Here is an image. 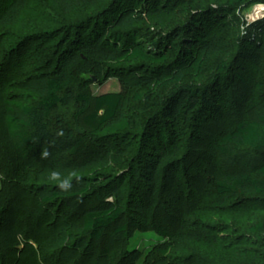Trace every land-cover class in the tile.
Wrapping results in <instances>:
<instances>
[{"label":"trees","instance_id":"1","mask_svg":"<svg viewBox=\"0 0 264 264\" xmlns=\"http://www.w3.org/2000/svg\"><path fill=\"white\" fill-rule=\"evenodd\" d=\"M223 1V6L198 9L186 22L169 26L155 46H145L144 18L172 16L178 9L176 0H54L63 13L78 9L90 13L77 25L60 31L65 34L47 64L44 95L27 105L10 97L5 83H0V141L12 183L10 194L0 189V250L9 251L15 264H41L33 244L44 241L53 218L45 206L57 197L39 200L32 189L55 180L50 179L53 172L60 178L111 165L132 137L130 122L120 115L123 101L143 104L151 99L154 103L161 95L159 90L182 82L181 75L201 78L208 57L220 56L231 46L237 48V57L221 61L209 85L182 87L154 103L155 112L146 117L140 132L133 134L138 152L128 172L75 178L78 191L70 198L93 205L65 209L55 216L56 226L67 231L69 238H77L81 246L102 251L105 264H123L128 251L120 242L128 241L124 219L129 205L151 211L162 199L169 202L176 220L167 226L153 224L156 232L170 241L163 250L168 255L174 243L200 242L208 236L205 230L190 228L186 220L193 193L200 197L213 189L222 198L240 201L264 194V109L256 118H247L253 106H259L252 100L255 86L245 75L247 69H238L243 62L257 68L264 78V21L254 29V35L238 42V22L231 24L228 17L251 0ZM20 5L21 0L10 4V13L0 15V26L17 21L23 10ZM81 66L93 72L96 83L120 79L123 91L97 96L93 106L90 97L79 96L78 117L91 132L82 136L64 130L55 133L50 129L51 117L65 105L63 93ZM184 125H188L186 131ZM237 155L254 160L251 168L219 166L217 156ZM199 161L205 172L190 174L189 167ZM182 172L189 192L182 185ZM128 184L134 192L126 203ZM253 230L264 234V222ZM171 261L192 264L178 258Z\"/></svg>","mask_w":264,"mask_h":264},{"label":"rangeland","instance_id":"2","mask_svg":"<svg viewBox=\"0 0 264 264\" xmlns=\"http://www.w3.org/2000/svg\"><path fill=\"white\" fill-rule=\"evenodd\" d=\"M14 1L0 0V15L10 13L8 8ZM176 2L178 9L173 12L172 16L163 14L157 18H144L145 33L148 36L142 40L145 46H155L159 38L166 35L169 26L186 22L190 15L195 14L198 9L208 5L217 7L226 4L223 0H176ZM249 2L248 5L238 9L233 17H228L231 24L238 22V42L248 35H254V29L264 21V0ZM20 6L23 10L17 21L12 25L0 26V83H5L7 94L14 100L31 105L35 104L45 93L48 76L47 64L65 34L60 31L77 25L90 11L78 9L74 13L66 14L55 6L54 0H21ZM262 30L264 32V28ZM224 35L227 37L230 34L226 30ZM228 43L230 45L231 41ZM236 57L237 48L232 49V46L220 56H209L201 78L185 73L181 75V83L168 85L159 90L158 94L161 95L156 98L164 101L167 96L182 87H206L215 78L217 65L224 60L229 62L235 60ZM243 66L247 69L244 70L245 75L255 86L252 100H257L259 108L253 106L247 114V118L254 119L259 115L260 110L264 109V78L257 68L243 62L238 68L240 72ZM122 91L120 79L113 78L106 82L96 83L90 69H84L82 66L77 68L74 71L71 85L63 93L65 105L51 117V131L61 133L60 131L64 130L79 136L90 133L91 131L84 126L82 117H78L81 110L79 96L90 97L93 106L95 97ZM154 103L151 99H146L143 104L123 101L120 115L130 122L131 128L128 132L132 137H130L129 145L123 149L125 152L116 154L111 165L98 171L60 177L32 187L33 194L39 200L57 197L45 206L52 212L53 218L49 222L50 226L47 234L44 235V241L40 245L33 244L39 251L41 264H105L102 251H93L87 245L81 246L77 238H69L67 231H62L56 226L55 216L68 208L77 209L93 205V203H79V200L70 198L77 194V186L73 182L78 176L92 179L97 175L121 176L129 171V165L138 152L133 134L140 132L145 126L146 117L155 112ZM227 124L231 125L232 122L227 121ZM183 127L186 131L188 125ZM220 132L223 133V131ZM179 140L183 142L184 138ZM217 161L219 166L230 170L250 169L254 163V160L244 158L242 155L233 158L217 156ZM188 171L190 174L196 171L204 173L205 166L199 161L190 166ZM184 175V172L180 173L182 185L189 192L191 189ZM253 176L262 178L255 173ZM63 179H69L71 182L72 186L67 191L59 187ZM0 189L6 191L7 194L12 192V183L8 178L1 141ZM133 192L134 188L131 184L125 186L124 202L127 203L130 200L129 194ZM188 204L186 220L189 222V227L205 230L208 236L200 242L174 243L168 255L163 254V250L170 246V241L160 236L153 224L167 226L171 221L176 220L174 219L176 214L169 202L162 199L159 205L151 211L144 206L143 208L127 206L124 223L129 228L128 241L127 243L120 242V245L126 247L128 251L123 264H172L173 258L192 264H264V234L253 230L257 224L264 222V194L240 201L236 197L222 198L210 189L200 197L193 193ZM73 235L76 236V234ZM116 248H119V245ZM0 264H15V258L6 249L0 250Z\"/></svg>","mask_w":264,"mask_h":264},{"label":"clouds","instance_id":"3","mask_svg":"<svg viewBox=\"0 0 264 264\" xmlns=\"http://www.w3.org/2000/svg\"><path fill=\"white\" fill-rule=\"evenodd\" d=\"M43 155H44V156H47L48 153H47V152H44ZM59 175H60V174H59L58 172H53V173H51L50 179H58V178H59ZM71 186H72V185H71V182H70L69 179H63V180H61L60 183H59V187H60V189L63 190V191H67V190H69V189L71 188Z\"/></svg>","mask_w":264,"mask_h":264}]
</instances>
